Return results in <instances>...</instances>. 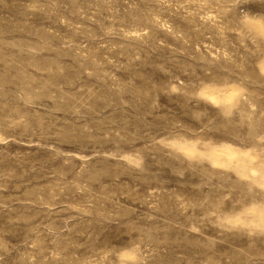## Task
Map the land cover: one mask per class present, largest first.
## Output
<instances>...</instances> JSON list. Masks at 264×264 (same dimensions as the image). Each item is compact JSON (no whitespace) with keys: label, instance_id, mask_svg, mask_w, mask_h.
I'll return each instance as SVG.
<instances>
[{"label":"rangeland","instance_id":"374dc122","mask_svg":"<svg viewBox=\"0 0 264 264\" xmlns=\"http://www.w3.org/2000/svg\"><path fill=\"white\" fill-rule=\"evenodd\" d=\"M0 264H264V0H0Z\"/></svg>","mask_w":264,"mask_h":264}]
</instances>
